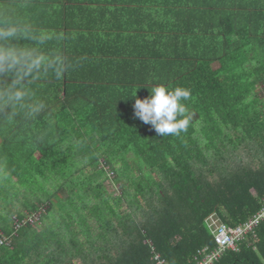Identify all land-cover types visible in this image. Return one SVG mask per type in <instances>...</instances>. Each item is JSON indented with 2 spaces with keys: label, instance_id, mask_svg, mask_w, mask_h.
Instances as JSON below:
<instances>
[{
  "label": "trees",
  "instance_id": "trees-1",
  "mask_svg": "<svg viewBox=\"0 0 264 264\" xmlns=\"http://www.w3.org/2000/svg\"><path fill=\"white\" fill-rule=\"evenodd\" d=\"M102 2L0 0V45L64 36L59 63L0 53V66L18 62L0 72V179L27 212L46 208L0 264H195L215 246L211 217L234 228L261 208L264 0H126L120 29L85 25ZM24 61L57 73L22 77ZM159 85L190 90L179 135L135 115ZM215 264H264V223Z\"/></svg>",
  "mask_w": 264,
  "mask_h": 264
},
{
  "label": "clouds",
  "instance_id": "clouds-1",
  "mask_svg": "<svg viewBox=\"0 0 264 264\" xmlns=\"http://www.w3.org/2000/svg\"><path fill=\"white\" fill-rule=\"evenodd\" d=\"M17 61H12L0 66V72L16 71ZM35 65L28 66L21 73L22 77L30 74ZM190 90L177 87L169 90L166 86L159 85L151 90V95L145 99L135 100V115L144 123L151 124L161 136L179 135L187 130L191 117L186 115L187 109L183 101L190 98ZM16 100L22 98L21 93H16Z\"/></svg>",
  "mask_w": 264,
  "mask_h": 264
},
{
  "label": "crops",
  "instance_id": "crops-1",
  "mask_svg": "<svg viewBox=\"0 0 264 264\" xmlns=\"http://www.w3.org/2000/svg\"><path fill=\"white\" fill-rule=\"evenodd\" d=\"M126 0H103L101 4H91L88 7V19L86 18V23L85 25H96L98 24L99 27L97 28H105V26L110 27H119L115 29H120L121 22H127L128 21V15L126 13ZM122 10V11H121ZM99 12L101 16H98V19L96 18V12ZM118 13V14H115ZM121 13V14H120ZM136 27H138V22L135 21L133 18ZM45 22V21H44ZM47 24V22H45ZM82 23V22H81ZM81 23H75V24H81ZM55 30V29H54ZM27 31V30H25ZM52 32V31H51ZM54 32V31H53ZM63 31L57 32V37H54V33L52 38L57 40V42L54 45H46L44 42V38H42V33H36V35L32 36V33L30 32L29 35H25L23 38V41H13L10 40V42H7L6 44L0 45V53L2 52L3 54H8V55H16V54H31L33 55L34 53H41V52H50L53 53L51 55H55L54 57L51 58L49 62H60V57L57 56L61 52V36H63ZM121 35V33H120ZM75 36H80V35H75ZM121 48H125V45L123 44ZM56 53V54H54ZM43 54V53H42ZM61 56V55H60ZM62 57V56H61ZM28 61H24V64L27 63ZM43 62V60H41ZM54 63L47 65V64H41V63H34L33 61H29L26 64L27 68L28 66L35 65V67L32 68L30 74L31 75H42V76H54L57 73V67H55ZM41 66L42 69H41ZM54 66V67H53ZM38 67V70H35ZM25 68H22L21 71L18 72L20 75V72L22 73ZM41 69V71H40ZM39 72V73H37ZM1 143V141H0Z\"/></svg>",
  "mask_w": 264,
  "mask_h": 264
},
{
  "label": "built area",
  "instance_id": "built-area-1",
  "mask_svg": "<svg viewBox=\"0 0 264 264\" xmlns=\"http://www.w3.org/2000/svg\"><path fill=\"white\" fill-rule=\"evenodd\" d=\"M41 215V213H38V217L33 214L22 220L14 219V232L11 235H7L0 231V249L10 246L12 236L15 235L16 231L26 225L38 222ZM260 223H264V199L262 200L260 210L253 216V218L247 223L237 227L229 228L220 223L219 220L211 217L209 219V228L211 230L215 246L211 249L204 247L197 251L195 264H215L226 251H235L237 243L244 240ZM154 259L157 264H167L164 260H162L161 256L156 255Z\"/></svg>",
  "mask_w": 264,
  "mask_h": 264
},
{
  "label": "rangeland",
  "instance_id": "rangeland-1",
  "mask_svg": "<svg viewBox=\"0 0 264 264\" xmlns=\"http://www.w3.org/2000/svg\"><path fill=\"white\" fill-rule=\"evenodd\" d=\"M113 178L110 179V180L113 181ZM109 189L111 190V192H113L115 194H119L121 192V186L116 185V184L110 183ZM17 194L16 193L13 194V191L11 190V188L9 189V186H6L3 183V180L0 179V229L1 230H5V229L7 230V229L10 228V226H14V224L10 225V223L12 221L14 222L15 217L10 219L9 216L15 215L16 213L19 214V215L24 216L25 218L27 216H30V215H33V214H35L37 216L38 213H41L42 215H43V213L45 214L46 208H44V207L41 209L40 212H37V213L31 214V213L27 212V210H25L23 208V206H21L20 200H17V201L14 200L15 196H17ZM28 201L30 202V200H28ZM213 218L217 219L216 216L213 217Z\"/></svg>",
  "mask_w": 264,
  "mask_h": 264
}]
</instances>
